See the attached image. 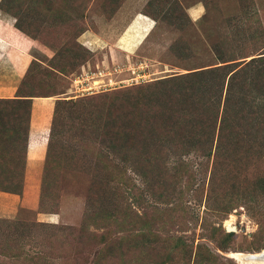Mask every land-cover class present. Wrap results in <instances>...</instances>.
I'll list each match as a JSON object with an SVG mask.
<instances>
[{"label":"rangeland","instance_id":"obj_1","mask_svg":"<svg viewBox=\"0 0 264 264\" xmlns=\"http://www.w3.org/2000/svg\"><path fill=\"white\" fill-rule=\"evenodd\" d=\"M137 17L153 46L104 42L103 25ZM0 25L32 46L0 98V264H243L233 255L264 250V0H0ZM88 29L93 44L78 40ZM83 69L94 87L70 92ZM33 96L50 136L27 189L30 100L16 99Z\"/></svg>","mask_w":264,"mask_h":264},{"label":"crops","instance_id":"obj_2","mask_svg":"<svg viewBox=\"0 0 264 264\" xmlns=\"http://www.w3.org/2000/svg\"><path fill=\"white\" fill-rule=\"evenodd\" d=\"M191 10L196 12L195 16L199 14V10L196 7H192L189 10L190 16H192ZM136 22H138V25L125 27L123 25H107V27L103 25L102 39L110 45L127 43L129 46L127 48L128 51L133 50L135 52L134 50L141 47L149 49V46L153 45L151 41H148V37L154 30V25H148L146 21L138 19V17ZM8 27L9 25H0V98H13L18 88L16 85L18 77L20 75L23 76L32 63L30 55L32 46L28 41H15L11 37L7 38ZM91 31V29L86 30L85 33L78 37V40L83 43L93 44L94 38ZM30 40L34 42V39L30 38ZM121 52H123V55H127L126 51ZM111 53H113L112 57L118 61V54H114L113 49H111ZM36 99H39V96L29 98V116L26 121L27 130L24 139L23 171L25 175L29 174V178L25 176L24 180L27 189L35 187L32 184H35L37 180L33 177L43 170L50 132L49 120L43 123L40 116L36 118V115H34V105L38 103L41 105L40 108L44 105L42 101ZM32 132L34 133L33 150H30ZM8 200L0 197V209L6 213L9 212Z\"/></svg>","mask_w":264,"mask_h":264},{"label":"built area","instance_id":"obj_3","mask_svg":"<svg viewBox=\"0 0 264 264\" xmlns=\"http://www.w3.org/2000/svg\"><path fill=\"white\" fill-rule=\"evenodd\" d=\"M93 72L91 70L83 69L80 74L75 76L71 82L72 89H69L70 92H83L85 90H89L94 87L93 82L92 84H89V80L93 77ZM93 79V78H92ZM133 79V78H132ZM133 80L137 81L136 78Z\"/></svg>","mask_w":264,"mask_h":264},{"label":"water","instance_id":"obj_4","mask_svg":"<svg viewBox=\"0 0 264 264\" xmlns=\"http://www.w3.org/2000/svg\"><path fill=\"white\" fill-rule=\"evenodd\" d=\"M249 260L260 262L264 264V250L258 252V253H253L248 256Z\"/></svg>","mask_w":264,"mask_h":264},{"label":"bare ground","instance_id":"obj_5","mask_svg":"<svg viewBox=\"0 0 264 264\" xmlns=\"http://www.w3.org/2000/svg\"><path fill=\"white\" fill-rule=\"evenodd\" d=\"M233 257L237 261H239V262H241L243 264H263V263H260V262H256V261L249 260V258L246 257V256L242 257L241 254H234Z\"/></svg>","mask_w":264,"mask_h":264},{"label":"trees","instance_id":"obj_6","mask_svg":"<svg viewBox=\"0 0 264 264\" xmlns=\"http://www.w3.org/2000/svg\"><path fill=\"white\" fill-rule=\"evenodd\" d=\"M15 27L22 31V29H20L18 26L15 25ZM201 70H203V69H201ZM201 70L196 69L195 72H198V71H201ZM193 72H194V71H192V73H193ZM174 76H178V75H174ZM16 100H21V101L24 100V101H25V100H29V99H16ZM21 101H16V102H21ZM49 136H50V134H49Z\"/></svg>","mask_w":264,"mask_h":264}]
</instances>
